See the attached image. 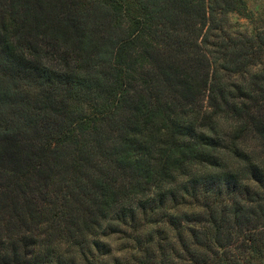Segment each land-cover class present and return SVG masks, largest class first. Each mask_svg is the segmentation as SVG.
Segmentation results:
<instances>
[{
    "label": "trees",
    "instance_id": "trees-1",
    "mask_svg": "<svg viewBox=\"0 0 264 264\" xmlns=\"http://www.w3.org/2000/svg\"><path fill=\"white\" fill-rule=\"evenodd\" d=\"M246 11L0 0V264H264V25L229 26Z\"/></svg>",
    "mask_w": 264,
    "mask_h": 264
},
{
    "label": "rangeland",
    "instance_id": "rangeland-1",
    "mask_svg": "<svg viewBox=\"0 0 264 264\" xmlns=\"http://www.w3.org/2000/svg\"><path fill=\"white\" fill-rule=\"evenodd\" d=\"M245 1L247 5V13L230 15L229 26H232V29L235 27L240 30H246L252 28L254 25H264V0ZM247 14L252 16L251 20Z\"/></svg>",
    "mask_w": 264,
    "mask_h": 264
}]
</instances>
